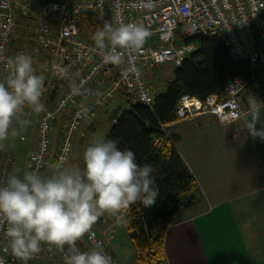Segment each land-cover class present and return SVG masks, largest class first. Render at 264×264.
Masks as SVG:
<instances>
[{
    "label": "built area",
    "instance_id": "obj_1",
    "mask_svg": "<svg viewBox=\"0 0 264 264\" xmlns=\"http://www.w3.org/2000/svg\"><path fill=\"white\" fill-rule=\"evenodd\" d=\"M43 22L36 29L33 41L52 60L35 65L46 79L42 102L55 90L62 89L51 107L38 118V142L26 159L24 169L36 170L42 176L51 175L52 166L73 155V146L82 122L97 111L109 106L120 94L128 104L151 106L154 94L146 77L151 66L172 63L181 66L195 51L196 44L187 42L196 35L216 37L227 46L235 60L247 61L252 68L264 72V0H41ZM31 1L0 0V76H3L9 44L18 26V17L27 18ZM96 13L100 17L111 14L114 25L141 23L151 35L141 50L126 53L120 65L103 62L101 50L81 34L78 17ZM66 70V74L62 72ZM75 74L73 83L63 89V83ZM255 76L237 77L229 82L223 93L212 94L204 100L183 95L177 105L179 120L202 114H213L223 124L235 123L245 114L239 99ZM256 83V82H255ZM58 87V88H57ZM67 117L60 121L63 112ZM60 122L59 127L57 124ZM59 131V146L53 160V135ZM52 157V158H51ZM14 160L0 150V186L14 173ZM94 239L86 235L82 240L92 249L99 243L112 264H121L108 240L92 228ZM6 225H0V264H22L7 248ZM81 252L89 251L80 240ZM68 248L58 250L42 245L40 253L27 264H65Z\"/></svg>",
    "mask_w": 264,
    "mask_h": 264
},
{
    "label": "clouds",
    "instance_id": "obj_2",
    "mask_svg": "<svg viewBox=\"0 0 264 264\" xmlns=\"http://www.w3.org/2000/svg\"><path fill=\"white\" fill-rule=\"evenodd\" d=\"M150 35L141 23L114 27L106 22L93 39L104 63L120 65L126 53L141 50ZM4 73L0 76V150L4 141L31 123L26 109L37 115L45 111L41 98L46 77L37 72L32 56L19 53L7 58ZM248 104V111L238 119H244L249 135L264 140V102L251 96ZM83 162V169L54 164L49 176L36 170L14 172L0 186V225H6L7 248L22 264L40 253L44 244L58 250L67 246L65 264H112L99 243L81 252L77 242L86 235L94 239L92 228L105 214L123 224L133 204L150 208L156 203L159 189L154 187L152 166L139 165L135 153L119 149L116 141L101 140L87 147Z\"/></svg>",
    "mask_w": 264,
    "mask_h": 264
},
{
    "label": "crops",
    "instance_id": "obj_3",
    "mask_svg": "<svg viewBox=\"0 0 264 264\" xmlns=\"http://www.w3.org/2000/svg\"><path fill=\"white\" fill-rule=\"evenodd\" d=\"M28 1L32 3L31 13L34 10L41 13L40 0ZM104 17L115 27L110 13ZM22 19L18 17V26ZM40 22H43L42 15ZM259 69L252 68L254 84L260 77L264 78L263 70L257 73ZM74 79L75 74H71L63 83V89H67ZM254 84L249 85L239 99L245 113L251 96L264 102L263 86ZM61 91L55 90L42 102L45 110L51 107ZM125 103L128 104L126 96L120 94L104 110L86 118L91 131L97 129L99 121H103L100 119L108 107L116 110L123 108L125 111L129 108L128 105L124 109ZM26 112L32 119L34 113L27 109ZM43 112L35 114L34 123L30 124L34 133L28 136L20 129L19 135L10 136L3 142V151L13 157L14 171L21 175L25 171L27 157L37 146L38 118ZM67 115V111L63 112L60 121ZM110 118L114 123L117 117ZM261 120L264 122V108H261ZM59 125L60 122L57 127ZM256 127L260 129L261 124ZM167 134L196 178L198 190L188 198L193 200L192 204L178 212L175 223L166 232V264H264V140L248 134L243 118L235 123L223 124L213 114L179 120L169 126ZM53 139L52 149L57 150L60 141L58 129ZM18 141L20 145L16 144ZM48 170H45L44 176ZM94 226L108 240L121 264H138L133 239L124 223L118 224L113 217L105 214ZM80 242L89 249L82 239Z\"/></svg>",
    "mask_w": 264,
    "mask_h": 264
},
{
    "label": "trees",
    "instance_id": "obj_4",
    "mask_svg": "<svg viewBox=\"0 0 264 264\" xmlns=\"http://www.w3.org/2000/svg\"><path fill=\"white\" fill-rule=\"evenodd\" d=\"M78 21L82 36L91 42H94L98 28L106 22L111 23L96 13L80 15ZM13 41L12 38L10 44ZM187 42L196 44V49L181 66L175 68L165 90H153L151 106L129 104L103 140H114L119 149L133 151L139 165L148 164L154 170V187L159 189L156 203L150 208L139 202L133 204L124 223L133 239L138 264H166V232L175 223L178 212L192 204L193 200L188 198L198 190L196 178L167 134L169 126L179 121L176 109L181 97L191 95L204 100L212 94L221 95L235 78L252 75L250 64L233 59L220 39L196 35ZM9 47L7 58L18 54L10 51ZM38 49L37 54H30L35 65L41 66L52 60V55L40 47ZM257 73L261 71L257 70ZM56 152L52 149L53 159Z\"/></svg>",
    "mask_w": 264,
    "mask_h": 264
},
{
    "label": "rangeland",
    "instance_id": "obj_5",
    "mask_svg": "<svg viewBox=\"0 0 264 264\" xmlns=\"http://www.w3.org/2000/svg\"><path fill=\"white\" fill-rule=\"evenodd\" d=\"M40 2L42 1L40 0ZM30 15L31 16L29 17V19L23 18L22 21L21 20L19 21V26L17 27L15 35L13 37L14 43L10 44V47H9L10 51L13 50L14 53H18V54L20 53L17 47L20 50H22V52L28 55L32 53L37 54L39 52V49H38L39 46L36 44V42L33 41V39L35 36V31L38 28L39 24L41 23L40 22L41 13L39 12V10H34V12L30 13ZM156 67L157 68L155 69H153L152 67L149 68V71L147 72L148 81L149 83H151L154 90H156L157 92H163L165 90L166 82L171 80L174 76L175 65L172 63H162V64H156ZM153 76L154 78L152 79ZM257 83L263 86L262 88H264V78L263 77H260V79L254 85H257ZM128 105L129 104L125 103L124 109H126ZM123 112H124L123 108H120V109L117 108L116 110V108L112 109L111 106L108 107L107 111L103 113L105 114L104 117L100 119L103 121L102 122L99 121L97 123L99 125H96L97 129L95 131L94 130L91 131V128H90L91 125L88 124L89 120L85 119L82 122V125L80 128V133L78 135L79 139L77 142L75 141V145L73 146V155L67 160L66 166H77L78 165L81 169H83L84 167L83 153L85 149L97 141L104 140L107 133L109 132V130L111 129L113 125V120L110 117H119L120 115L123 114ZM26 118L29 120L31 119L30 115H27ZM35 119H36V115L33 114L31 123L32 122L34 123ZM30 124L25 129L24 128L22 129L23 131L27 133L28 136H30L31 133H34L32 129V125ZM16 144L20 145L21 143L18 141ZM125 238H127V235H125Z\"/></svg>",
    "mask_w": 264,
    "mask_h": 264
}]
</instances>
